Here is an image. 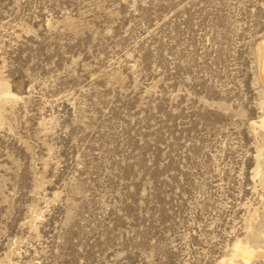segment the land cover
<instances>
[{
    "label": "rangeland",
    "instance_id": "1",
    "mask_svg": "<svg viewBox=\"0 0 264 264\" xmlns=\"http://www.w3.org/2000/svg\"><path fill=\"white\" fill-rule=\"evenodd\" d=\"M262 42L264 0H0V264H264Z\"/></svg>",
    "mask_w": 264,
    "mask_h": 264
},
{
    "label": "bare ground",
    "instance_id": "2",
    "mask_svg": "<svg viewBox=\"0 0 264 264\" xmlns=\"http://www.w3.org/2000/svg\"><path fill=\"white\" fill-rule=\"evenodd\" d=\"M260 49H258L259 51V56H260V60L262 63V67H261V76H262V81L264 84V42H262L261 46H259ZM256 123V122H255ZM258 127L259 129L262 130L263 134H264V118L261 119L258 123ZM262 253L261 250L252 248L246 244H241L240 242H237L233 245V256L230 258H221L218 264H234V260L239 258L241 259V261L245 262H251V259L253 260L254 257L258 258L259 254ZM262 255V254H261ZM235 258V259H233ZM255 260V259H254Z\"/></svg>",
    "mask_w": 264,
    "mask_h": 264
}]
</instances>
